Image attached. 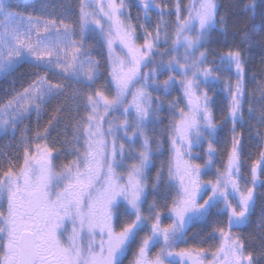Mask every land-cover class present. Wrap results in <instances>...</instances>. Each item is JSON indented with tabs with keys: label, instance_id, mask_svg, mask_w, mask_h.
Here are the masks:
<instances>
[{
	"label": "snow or ice",
	"instance_id": "1",
	"mask_svg": "<svg viewBox=\"0 0 264 264\" xmlns=\"http://www.w3.org/2000/svg\"><path fill=\"white\" fill-rule=\"evenodd\" d=\"M0 76V264H264V0H0Z\"/></svg>",
	"mask_w": 264,
	"mask_h": 264
},
{
	"label": "trees",
	"instance_id": "2",
	"mask_svg": "<svg viewBox=\"0 0 264 264\" xmlns=\"http://www.w3.org/2000/svg\"><path fill=\"white\" fill-rule=\"evenodd\" d=\"M15 3H18L20 6H29L30 8L32 6H38L39 0H14ZM24 67L22 66L20 69L17 70V72H21L24 70ZM14 77L13 76H8V77H2L0 78V94H2L3 89L9 88L11 85V81ZM7 140L0 138V145L6 144ZM257 215L259 214V207L256 209ZM255 219V217H253Z\"/></svg>",
	"mask_w": 264,
	"mask_h": 264
},
{
	"label": "rangeland",
	"instance_id": "3",
	"mask_svg": "<svg viewBox=\"0 0 264 264\" xmlns=\"http://www.w3.org/2000/svg\"><path fill=\"white\" fill-rule=\"evenodd\" d=\"M3 76H0V78H2Z\"/></svg>",
	"mask_w": 264,
	"mask_h": 264
}]
</instances>
